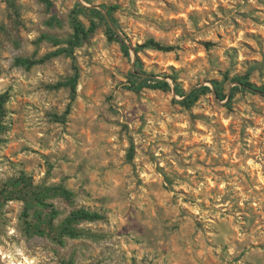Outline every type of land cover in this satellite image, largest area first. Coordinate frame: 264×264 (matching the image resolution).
Listing matches in <instances>:
<instances>
[{"label": "rangeland", "instance_id": "rangeland-1", "mask_svg": "<svg viewBox=\"0 0 264 264\" xmlns=\"http://www.w3.org/2000/svg\"><path fill=\"white\" fill-rule=\"evenodd\" d=\"M50 2L0 0V189L26 175L71 190L46 198L56 228L73 210L102 217L54 239L0 197V264H264V96L232 80L264 87V0ZM77 4L101 15L78 14L97 24L71 55L16 63L66 47ZM74 66L70 102L55 86Z\"/></svg>", "mask_w": 264, "mask_h": 264}, {"label": "trees", "instance_id": "trees-1", "mask_svg": "<svg viewBox=\"0 0 264 264\" xmlns=\"http://www.w3.org/2000/svg\"><path fill=\"white\" fill-rule=\"evenodd\" d=\"M9 5H12V0H6ZM47 5H50V0H43ZM116 9L115 5L106 7V10ZM83 11H89L93 16H100L101 12L95 8H88L81 4H77L76 8L71 12V24L73 27V33L71 37L67 40V46L63 48H57L38 59H32L29 57H20L15 61L17 64L30 67L36 63H41L47 59L57 56L61 53H66L71 55L73 49L79 46L80 43L96 28V21L94 18L91 19L90 24L85 26L78 18V14ZM110 19V17H109ZM112 21V19H110ZM114 32V31H113ZM110 39L117 38L120 40L119 36L111 33ZM123 41V40H120ZM123 43V42H122ZM125 45V44H124ZM144 45L150 46L157 50L168 51L171 49L170 46L163 45L154 39H149ZM79 77V72L76 66H74V74L69 77L65 82L56 84L55 87L68 86L70 89V102L75 98L76 95V84ZM241 89L249 90L253 92L260 93L264 96V87H258L252 84L248 80V75L236 76L232 78ZM213 91L217 97H222V87L218 81H213ZM153 88H168V83L160 82L152 85ZM209 90L207 86H202L201 88H193L187 93H182L184 95L183 101L190 105L194 103L200 94ZM178 91V90H177ZM232 95V94H231ZM6 100V94L0 95V132L5 128L3 125V118L5 115L4 103ZM68 105L67 110L69 109ZM51 195H59L64 199H71L73 197V192L63 185L56 186H35L32 184L31 178L26 175H21L18 178L6 183L0 189V197H4L7 200L19 199L24 202L23 215L25 217L31 216L30 220L26 219L25 222L29 229L38 235H49L54 239H60L62 236L66 235L69 237H76L79 231L73 226V223L77 220H96L100 219L102 216L93 211L86 209L73 210L69 216H67L61 225L56 228L54 226L53 220L57 215V209L50 202L46 201V198ZM67 264H71L70 262Z\"/></svg>", "mask_w": 264, "mask_h": 264}, {"label": "bare ground", "instance_id": "bare-ground-1", "mask_svg": "<svg viewBox=\"0 0 264 264\" xmlns=\"http://www.w3.org/2000/svg\"><path fill=\"white\" fill-rule=\"evenodd\" d=\"M16 264V263H15ZM17 264H22V263H17Z\"/></svg>", "mask_w": 264, "mask_h": 264}]
</instances>
